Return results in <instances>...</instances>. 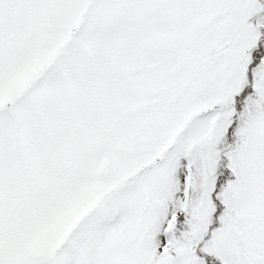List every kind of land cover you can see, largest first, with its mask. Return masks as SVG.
I'll return each instance as SVG.
<instances>
[{
  "label": "snow or ice",
  "instance_id": "1",
  "mask_svg": "<svg viewBox=\"0 0 264 264\" xmlns=\"http://www.w3.org/2000/svg\"><path fill=\"white\" fill-rule=\"evenodd\" d=\"M0 264H264V0H0Z\"/></svg>",
  "mask_w": 264,
  "mask_h": 264
}]
</instances>
